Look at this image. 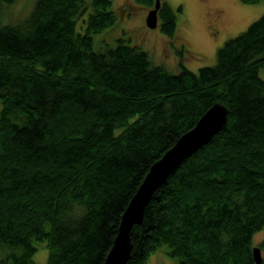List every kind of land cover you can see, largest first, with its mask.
I'll use <instances>...</instances> for the list:
<instances>
[{"label":"trees","instance_id":"16d2710c","mask_svg":"<svg viewBox=\"0 0 264 264\" xmlns=\"http://www.w3.org/2000/svg\"><path fill=\"white\" fill-rule=\"evenodd\" d=\"M16 1L0 0V264L41 244L45 264H103L150 166L216 102L226 123L154 191L126 264L162 245L179 264H264V14L213 66L172 73L123 35L95 48L112 0H31L7 20ZM158 18L173 36V9Z\"/></svg>","mask_w":264,"mask_h":264},{"label":"rangeland","instance_id":"374dc122","mask_svg":"<svg viewBox=\"0 0 264 264\" xmlns=\"http://www.w3.org/2000/svg\"><path fill=\"white\" fill-rule=\"evenodd\" d=\"M112 1L116 22L103 32L94 34L95 48L98 49L101 35L108 36L109 42L123 35L146 50L154 63L172 73H178L182 67L196 72L200 67L213 66L217 49L264 14V0L253 4L241 0H161L176 14V31L173 36H168L161 32L160 18L155 28L146 25L149 7L135 0ZM30 7L31 0H17L8 9L6 19L18 20L19 15L24 16ZM263 238L264 227L254 234L253 245L257 246ZM47 255L46 246L39 245L32 257L34 264H45ZM146 264L179 263L178 259L167 254V247L162 245L149 255Z\"/></svg>","mask_w":264,"mask_h":264},{"label":"water","instance_id":"95a60500","mask_svg":"<svg viewBox=\"0 0 264 264\" xmlns=\"http://www.w3.org/2000/svg\"><path fill=\"white\" fill-rule=\"evenodd\" d=\"M161 4V0H154L153 8L148 10L145 18L148 27L157 26ZM227 116L228 109L225 105L219 102L212 104L194 126L182 133L175 143L150 166L122 213L118 232L103 264H126L132 247L131 230L134 225L142 222L146 205L154 191L185 159L211 140L224 126ZM252 251L255 262L260 263L262 260L260 247L254 246Z\"/></svg>","mask_w":264,"mask_h":264}]
</instances>
